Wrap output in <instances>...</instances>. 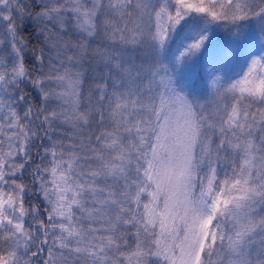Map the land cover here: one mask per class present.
Returning a JSON list of instances; mask_svg holds the SVG:
<instances>
[{"label":"rangeland","instance_id":"rangeland-1","mask_svg":"<svg viewBox=\"0 0 264 264\" xmlns=\"http://www.w3.org/2000/svg\"><path fill=\"white\" fill-rule=\"evenodd\" d=\"M41 2L30 120L0 0V264H264V0Z\"/></svg>","mask_w":264,"mask_h":264},{"label":"trees","instance_id":"trees-1","mask_svg":"<svg viewBox=\"0 0 264 264\" xmlns=\"http://www.w3.org/2000/svg\"><path fill=\"white\" fill-rule=\"evenodd\" d=\"M4 5L10 8L8 14V24H14V9H19L22 11L21 14V25H18L16 40L21 44V63L25 70V76L19 82V92L21 95V102L23 108L28 112V118L30 120L41 119L45 117V102L41 94L40 88V62L45 56V52L42 49L43 34L40 30L38 21V12L42 9L41 0H4ZM65 37V34H63ZM71 37V36H70ZM67 38V37H65ZM5 52L0 49V79L3 72V62ZM1 83V80H0ZM9 103L5 99L3 92L0 90V152L4 150L3 142V129L7 122V117L9 115ZM40 144V141L37 142ZM220 156V155H219ZM36 173L34 178L29 177L27 189L30 190V197L24 196V205L26 213H28L29 222L32 217L33 207L36 208L34 203H32L31 197L37 194L32 188H38L41 184L43 176V163L39 161L36 162ZM236 173L233 171L231 173L230 185L237 184ZM226 204V203H225ZM37 217L42 219L43 224H46L45 211L36 209ZM219 219V218H218ZM28 223L25 222V229L28 228Z\"/></svg>","mask_w":264,"mask_h":264}]
</instances>
